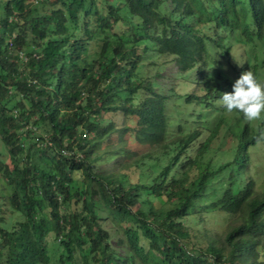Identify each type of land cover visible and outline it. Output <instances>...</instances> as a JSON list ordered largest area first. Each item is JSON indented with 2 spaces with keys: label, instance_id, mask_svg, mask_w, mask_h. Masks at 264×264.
<instances>
[{
  "label": "trees",
  "instance_id": "trees-1",
  "mask_svg": "<svg viewBox=\"0 0 264 264\" xmlns=\"http://www.w3.org/2000/svg\"><path fill=\"white\" fill-rule=\"evenodd\" d=\"M28 1L0 0V141L10 158L0 175L23 216L9 225L0 214V264H261L264 188L250 175L235 183L257 131L228 130L223 116L171 131L174 87L162 92L145 60L171 56L180 75L195 69L232 92V79L257 76L264 0ZM216 143L219 161L207 156ZM118 156L117 168L99 165ZM202 209L232 216L204 247L185 223ZM101 220L120 233L115 244Z\"/></svg>",
  "mask_w": 264,
  "mask_h": 264
},
{
  "label": "rangeland",
  "instance_id": "rangeland-1",
  "mask_svg": "<svg viewBox=\"0 0 264 264\" xmlns=\"http://www.w3.org/2000/svg\"><path fill=\"white\" fill-rule=\"evenodd\" d=\"M34 2L35 0H29L27 5L35 4ZM39 4L40 3H37V5ZM241 56H244V58L247 57V55H244V53ZM257 57V78L264 81V62H262V59L264 58V49L258 52ZM155 60H157L156 64H160L156 66ZM145 63L148 69L149 76L152 78H154L155 76V78L159 81V89L162 92L168 93V90L171 89V87H174V95L172 96V101L170 100L167 104V118L169 125L171 126V131H173L178 126V124H180V122L187 121V126H190V120H195V122H200L204 126L210 127L215 120H218L222 116L224 117V119H227L226 128L233 132L237 131L238 128L240 126H243L244 124L250 125L252 128L255 129V131H257L258 125L260 127H264V123H261L260 121L248 123L244 121L238 113H228L224 109L219 107V98L224 93H230L231 90L230 87L227 85L226 81H224L223 79L217 77L211 79H208V77H201L198 80L196 77L197 75H195V69H191L184 72L182 76L180 75L177 66L171 56L153 57L151 55L150 57L146 58ZM158 72L159 75H156V73ZM177 81L178 84L175 85ZM232 81L235 82L236 80L232 79ZM209 89H211L213 92V97L210 99L206 100V98H204L200 102L185 100L183 92L194 91L196 93H204ZM208 101H210V103L207 104ZM206 104L207 106H205ZM109 120L115 121L119 126L124 124L134 125V121H132L131 118L125 117L121 113L105 114L104 121ZM215 140L219 142L218 138H216ZM115 142H117V140H115ZM101 145V147L103 148L105 147L106 143H101ZM221 145L219 144L218 146ZM213 146L214 147L211 150L213 152L207 154V156H213L214 161H219L218 155L215 154L219 153V150H216L217 143ZM128 147L132 150H136L138 153L147 150L146 146L138 145L131 138H129ZM225 150L227 151V148ZM247 151L250 157L249 159L251 160L250 170L246 174V172H238L236 167L235 171L237 181L235 183L238 184L237 187H241L244 182V179H246L247 176L250 175L255 180L256 189L258 191H262L264 188V143L254 142L253 144H250L248 146ZM229 153H231V151H229ZM0 158L9 164L10 158L5 148L3 147L1 141ZM226 158L227 156L222 159L224 160ZM121 159L123 160V157L118 156L116 160L114 159L109 162L107 161L99 165L101 167H108L110 169L117 168V163H119ZM136 172L137 170L131 171L130 176L136 178ZM11 192L12 186L9 185L7 181H5L2 175H0V214L3 215L5 221L9 225L16 223L17 221L23 218V216L16 212V210L10 204L9 195ZM205 203H207L206 199H200L196 201V208H201V206ZM98 212L100 216H105V211L99 210ZM231 217L232 216L227 215L225 212L219 209H212L207 211H204V209H202L200 212L186 217L185 223L189 229L191 240L196 245H201L204 247L210 239L224 232L226 225ZM101 222L105 227L110 228L112 233H116L111 238L112 243L115 244L118 236H120V233L114 232V229L116 228L110 220H101ZM48 248L50 254L52 255L51 257L53 258V260H55L57 244L52 240H49ZM261 260V264H264V251L261 254Z\"/></svg>",
  "mask_w": 264,
  "mask_h": 264
},
{
  "label": "clouds",
  "instance_id": "clouds-1",
  "mask_svg": "<svg viewBox=\"0 0 264 264\" xmlns=\"http://www.w3.org/2000/svg\"><path fill=\"white\" fill-rule=\"evenodd\" d=\"M218 105L228 113H238L248 123H264V81L252 71L243 72L234 82L233 90L224 93ZM257 143H264V127L257 126Z\"/></svg>",
  "mask_w": 264,
  "mask_h": 264
},
{
  "label": "built area",
  "instance_id": "built-area-1",
  "mask_svg": "<svg viewBox=\"0 0 264 264\" xmlns=\"http://www.w3.org/2000/svg\"><path fill=\"white\" fill-rule=\"evenodd\" d=\"M22 55V54H21Z\"/></svg>",
  "mask_w": 264,
  "mask_h": 264
}]
</instances>
